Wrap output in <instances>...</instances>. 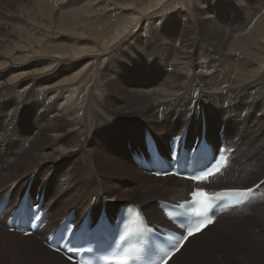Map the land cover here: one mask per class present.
Here are the masks:
<instances>
[{"label": "rangeland", "instance_id": "1", "mask_svg": "<svg viewBox=\"0 0 264 264\" xmlns=\"http://www.w3.org/2000/svg\"><path fill=\"white\" fill-rule=\"evenodd\" d=\"M155 1L0 0V65L10 64V67L16 65L15 56L22 59L28 58L25 60L29 62L27 69L39 68L42 72L38 71L41 72L38 77L44 79L61 63L59 59L47 58L52 55L53 48L62 47L68 50L81 47L85 49V54L75 60V64L68 63L67 65L66 63L63 67L57 68L55 72L58 73L55 76L52 75L54 78L49 77L48 82H34L37 78L36 74L20 80L21 71L18 72V70L8 72L0 79V89L7 86L4 91L6 94H1L3 90L0 92V132L5 129L6 125L9 126H7L9 133L0 135V155L2 148L6 153L9 150L11 155L20 154L19 161L14 158L15 154L12 157L14 159L11 158L12 164L17 161L18 164L16 163L7 173L0 172L2 173L0 174V199L7 191H10L6 207H15L24 182H26L24 190L27 189L32 201H36L34 196L39 192V197L42 195L41 209L47 210L48 217L44 222V227H41L32 238L42 247L54 252L56 258L61 257L69 263L71 262L61 254L45 245L47 235L65 216L66 210L74 211L78 222L81 218L78 208L82 202L89 200L92 193V203L94 202L97 190L95 187L102 188L99 192H103L105 200L113 193L117 196V200L111 204L110 208H104L97 203L95 208L91 209L93 220L97 217L98 210L101 213L104 208L109 216L113 217L116 208L130 202L140 207L151 224L159 225L164 224L160 220L159 202L176 203L177 195L189 190L175 178H169L166 182L162 179L144 181L138 178L136 171L130 168L128 163V158L130 157L129 160H131L134 150H139L137 145L129 143L131 137L139 140L141 135L142 142L140 143L143 147L147 131L142 123L156 129H159V124L164 127L168 126L165 132L158 131L157 133L165 139L163 147H158L166 154L167 141L172 133L179 131V118L167 117V111H164L158 119L156 115L145 114L141 122L137 120L136 108L139 107H136L138 104L135 101L138 91L163 87L174 76L179 77L178 83L186 81L185 78L191 72L188 71L189 65L186 62L183 64L176 59V52L181 45L177 40L184 35L190 36L191 40L199 39L195 44L193 54L194 67L190 68L196 71V67L201 65L203 67V63L209 65L207 57L198 54L200 50L207 48L204 44L209 42L208 38L217 42V37L226 36L228 37L226 41L230 42L236 35L256 31L255 34L261 35L263 38L260 39H264V0H163L150 8L151 11L148 9L144 12V9ZM133 17L136 20L129 25L128 22ZM127 23L129 25L127 29L115 39L117 30ZM253 50L252 54L258 56L256 60H253V67L259 71L264 65V49L259 43ZM49 64L48 69L45 68ZM83 66L85 68L80 75L71 80V74ZM52 67L55 69L51 70ZM112 68L115 69L116 74L111 72ZM214 77L216 80H221L220 73ZM111 78L114 80L110 82ZM64 79L65 82H62V85L58 84V87L65 88L62 90L63 95L66 96V93L67 98L75 100L72 101L75 104H67V108L61 109L58 114L64 116L65 122L74 123V126L81 124L82 128L76 131L78 132L76 137L68 132L64 134L66 140L63 145L69 146L71 150L63 155L52 151L55 157L60 158L54 159V165H52L53 161L51 163L40 162L39 159L34 158L31 163L30 158L32 157L30 156H34L32 153L36 148H47L46 151H48L50 145L53 144L47 131L44 130L43 123L39 125L35 122V118L38 119L41 113L30 103L19 104L15 114L16 125L11 124L13 127L19 126V129L15 127L17 130L14 133L6 121V113H11L13 110L7 109L2 101L6 100V97L11 101H17V98L34 99L35 101L37 96L46 92L43 90L45 87ZM6 82L10 86L3 84ZM258 84L260 87L259 81L248 83L247 86L254 85L252 91L259 90ZM14 85L15 89H13ZM99 85L102 87L105 85V89L100 87L99 92H102L103 96L113 98L114 102L108 105L99 104L98 87H96ZM163 95L156 92L147 93L150 99H162ZM247 96H249L248 99ZM252 98L249 94H243V101L250 102L248 111L240 109L233 113L229 112V117H212L210 120L213 128L217 123L224 125V131L225 128L228 129L230 140L236 144V148L234 147L232 151L235 154L229 159L225 172L227 173L230 168L233 171L243 168L245 171L242 177L240 176L241 179L238 177L239 173H236L237 175L233 173L235 177L231 179L222 174L214 181L219 184L217 187L205 183L203 188L213 192L219 187L251 186L255 187V197L245 207L234 209V212L239 214L231 215L230 212H223L225 216L223 219H221L223 216L217 214L216 224L223 221H235V224L210 228L205 237L193 239L169 264H264V121L260 110L261 98ZM118 105L122 107L119 108ZM180 107L175 111L182 113L183 110ZM164 108L173 114L166 106ZM199 120L202 121V119ZM239 123L242 125H238ZM219 127L215 133L218 138ZM65 129H67L66 126ZM200 131H198V118L193 119L192 129L189 132L190 142L199 136ZM236 131H240L239 136L238 132L234 133ZM141 150L143 151V148ZM25 156L27 157L23 158ZM26 172L28 174L18 181L19 176ZM107 190L109 191L106 192ZM73 200H77L75 205L70 204ZM10 213L6 211L5 215L0 218V231L14 232L6 226V218ZM255 213L257 215H254ZM14 233L22 236L20 232ZM203 244L206 245L202 246ZM22 263L42 264L14 243H8L0 235V264Z\"/></svg>", "mask_w": 264, "mask_h": 264}, {"label": "bare ground", "instance_id": "2", "mask_svg": "<svg viewBox=\"0 0 264 264\" xmlns=\"http://www.w3.org/2000/svg\"><path fill=\"white\" fill-rule=\"evenodd\" d=\"M162 1L163 0H156L152 5L146 7L144 9V12H146V10H148V9L150 10V8L158 5ZM134 20H136V19L133 17V19L130 22H128L129 25ZM128 23L125 24L120 30H117V32L115 34V37L113 36L115 39H117L118 37H120L121 34L127 29V27L129 26ZM249 29L251 30L250 27H249ZM261 30H263V29H261ZM255 32L256 31H251V32L249 31V32H245L243 34L236 35V36H234V38H232V40L230 42H227L226 41L227 38H228L226 36H219V37H217L218 38L217 39V42L214 41V40H212L211 38H208L209 39L208 40L209 41L208 42L209 44L208 43L207 44L206 43L204 44L207 48H204V49L200 50L198 54H200L201 56L207 57L206 60L209 61V65L206 64V63H203V67H202V65L199 66V67H196L197 68L196 71H192V69H190V68L194 67L193 66V54H194V50H195V46H196L195 44L199 41V39H195L194 38V39L191 40V37L190 36H187V35L186 36L185 35L182 36L181 39H178L177 40V42L181 43V45H180V47L178 48V50L176 52V54H177V58L176 59L179 60V62H181V63L186 62V64L189 65V67H188L189 70L188 71L191 72V73L185 78L186 81L184 83L183 82L181 83V81L178 83V78L179 77L178 76H176V77L174 76V78H172L171 81L168 82L167 84H165L163 87H158L156 89H149V90L146 89V91L144 90L143 92L138 91V93H136L138 95H137V97L135 99L136 103L138 104L136 107H139V108H136V111H137L136 112V114H137L136 115V118H137V120H140V122H141L142 121V116L145 115V114H150V116L151 115H156V117L158 119L160 116H162V114L164 113V111H167V113H166L167 117H169L171 119L179 118V122H180V125H179V128H178L179 131L178 132L176 131L175 133H172L171 134L172 136L167 141L168 144H169L170 140H172V138H175L176 135H177L179 140L182 138L183 143H185V147L188 148L187 142L190 141L189 140V132L192 129V120L198 118V131L201 130V125H204V129L202 130V132L205 135V138L207 139V141L208 140L210 141V142L208 141L209 142V145L212 146V148L215 150V152L217 151L216 148L219 145V138L217 136H215V133L217 132L218 127L219 126H222V125H219V123H217L214 126V128H213L212 125L210 124V120H211L212 117H219V118H222V117H225L226 118V116L229 117L230 116V113L229 112H232L233 113L234 111H238L240 109L243 110V111H248L250 109V105H249L250 102L249 101H247V102L246 101H243V99H242L243 98V94H249V95H251L253 97L252 99H255L257 97H260L261 98L262 104L260 106V110H261V117H263V121H264V71H263L264 70V65L260 68L259 71H256L255 70V67H253V62H254L253 60H256V58L258 56L256 57L254 54H252L254 52V50H253L254 47H256V45L259 44V43L262 44V47L264 49V39L263 40L260 39L262 36L261 35H258V34H257L258 35L257 36L255 34ZM220 35H222V34H220ZM34 40H35V38H34ZM188 48H190V50ZM23 49H24V47H23ZM53 49L54 50L51 52L52 55L49 56V57H47V58H50L52 60L53 59L54 60L55 59H59L58 61H60L61 63L59 65V67H57V68L63 67L66 63H67V65H68V63L69 64H75L74 61L75 60H78L79 57H81V56H83L85 54L84 53V50L85 49L84 48H81V47H76V48H72V49H68V50L67 49H64L62 47H58L57 49L53 48ZM38 50H40V49H38ZM253 55H254V57H253ZM15 59H16V62H14V63L15 64L17 63V64L14 65V66L12 65V67L9 66L10 64L8 66H2V65H0V79L6 73H8V72H10L12 70H18V72L21 71V73L19 74L20 80H23L24 78H26L29 75L36 74V77L37 78H36V80H34V82H41V81L48 82L49 77L50 78H54L53 76H55L56 73H58V72H55L57 68L55 69V67H52L51 70H53V69H55V70L52 73H50L48 77H46L44 79H40L38 77V75L42 71L39 68L33 69V70H31V69L28 70L27 69L28 66H29V62H28V60H27V62H25V60L28 59V58L22 59V58H20L18 56H15ZM112 59H113V57H112ZM32 60H34V59H32ZM43 61H45V60H43ZM49 66H50V64L47 65L45 68H47ZM84 68H85V66L81 67L78 71H76L75 73L71 74L70 79L71 80L76 79L80 75V73L84 70ZM114 68H112L111 72H113L114 74H116ZM39 70L41 72H38ZM109 70H110V68H109ZM218 73H220L221 80L214 79L215 78L214 76L216 74H218ZM107 74H108V71H107ZM103 80H105V79H103ZM111 80H112V78L109 81L111 82ZM109 81L107 80V82H109ZM255 81H259L260 82V87H259V84L257 86L260 89L259 90H253L252 91V89L254 88V85H256V84L250 85V86H247V85H248V83L251 84V83H253ZM62 82H65V79L62 80V81L53 82V84H50L49 87H45L43 90H45L46 92H43L40 96H37V98H36L35 101H33L34 99L33 100H31V99L30 100H27V98H24L22 100H21V98H17V101H11V100H9L8 97H6V100L2 101V103L6 106L7 109L10 108V110H13V112H11V113H8V114L6 113V121H7V123L11 127L10 130L13 131L14 133H15V130L19 129V126L17 125V126H14L13 127L11 124H13V123L15 124V117H16L15 114H16L17 107L19 106V104H21V105H24L25 104L26 105V103H30V104H32V106L34 108H36V110L38 112L41 113L38 116V119L35 118V122H38L39 125H40V123H43V125L45 127L44 130L47 131L46 133L50 137V139L53 142V144L50 145V147L48 148L49 149L48 151H46L47 148H42V147L36 148L34 150V153H32L34 156H30V157H32V158H30L31 163L33 162V158H34V159H39L40 162L41 161H44V162H48V163L50 162L51 163V161H53L52 162V165H54L55 164L54 159L55 160H58L60 158L55 157L56 155L54 156V154L52 153V151L57 152L60 155H63L68 150H71L69 146H67V145L64 146L63 145V144H65L64 141L66 140V138L64 137V134L68 132L70 135L76 137L78 135V132H76V131H78L80 127L82 128V125L81 124H78L79 125V127H78V125H75L74 126V123L72 124V123L67 122V121L65 122L64 116L58 114L61 111V109H66L67 108V104H70V105L75 104L74 102H72V101H75V100H72L70 98H67V94L66 93H65L66 96L63 95L62 90L65 89V88L58 87L59 85H62L63 84ZM3 84L5 86L6 85H9V83H7V82L6 83H3ZM106 84H108V83H106ZM11 85H13V84H11ZM96 87H98L99 104H101V105H108V104H111V102H114L115 101L113 98L108 97V96H103V93L102 92H99V91H101L100 90V87H102V85H99V86H96ZM1 88H2V86H1ZM6 89H7V86H6V88L3 86V88L0 89V92L3 90V93H1V94H6V92H4ZM13 89H15V85H14V88ZM102 89H105V85H104V87H102ZM119 89H120V87H119ZM124 91H126V90H124ZM153 92H156V93H159V94H164L162 96L163 98L162 99H150L149 98L150 96L148 95L149 96L148 97L147 96V93H153ZM248 98H249V96H247V99ZM31 101H33V102L31 103ZM129 103H130V101H129ZM133 104H134V102H133ZM229 104H230V106L228 107ZM112 106H114V105H112ZM165 106L173 114H171L166 108H164ZM121 107L122 106H119V108H121ZM123 107H124V105H123ZM178 107H180V109L182 108V110H183L182 113L175 111ZM47 113L49 115H46ZM199 119H202V121H200ZM149 124H151V123H149ZM142 125H143L145 131H147L150 134H152V136L156 139L158 146L159 147L160 146L163 147V145L165 144V139L162 136L158 135L157 133H158V131H162V132L164 131L165 132V129H167L168 126L167 127H164V126H162V124H159V129H156L155 127L154 128H151L148 124H145V123H142ZM238 125H242V124L239 123ZM7 126L8 125H6L5 126V129L0 132V135L1 136L4 135V134H8L9 133V128H8L9 126L8 127ZM65 126L67 127V129H65ZM15 127H17V129ZM35 127L38 128V126H34V128ZM42 131H43V129H42ZM234 133L235 134L237 133V135L239 136L240 131H236ZM221 134H223V132ZM198 135H200V132H199ZM220 137H221V139H225L226 140L225 144L228 147H230V148H234L235 147L236 148V144L233 143L232 140H230L231 137L229 136V133H228V129L227 128H225V131H224L223 136H220ZM214 140H216V142ZM140 142H142L141 135H140V139L139 140L138 139H135L134 137H131L129 143L131 145H135V146L137 145L138 148H139V150H141L142 148L144 150V143H143V147H142V145H141ZM216 143H217V145H216ZM168 144H167V146H168ZM10 153L11 152L9 150L6 153L3 148L1 149V155H0V172H2V173L9 172L10 168H12L19 161L18 159L20 158V156H19L20 154L19 155L18 154L16 155L15 153L12 152L13 155L14 154L16 155V156H14V158L18 160L17 162H15L14 164H12L11 158L13 157V155H11ZM36 153H37V156H36ZM162 153H165V152H162ZM234 154L235 153L232 152L230 154V156H229V159L232 158ZM82 156H83V154H82ZM26 157L27 156H25L23 158H26ZM14 158H12V159H14ZM66 158H68V157H66ZM129 158H128L129 167L132 168L134 171H136L138 178L143 179L144 181H147V182L155 181L157 179L158 180L159 179H162L163 182H166L169 178H175L180 183H183L186 187H188L189 190L191 188H193V187H201V188H203V186H204L203 184H205V183H210L212 187L213 186L214 187H217L219 184H216L214 181H215V179H217L222 174H224V176L226 178L231 179V178L235 177V175H233V173H235V174L236 173H239L238 174V177H239V179H241L242 174L245 171L243 168L241 170L238 169L239 171H235V170L233 171L232 168H230V170L226 173L225 172L226 171V167L229 164V159H228V162H227L225 168L220 169L217 173H215L212 176L208 177V179L204 180L202 182V184H199L197 186H194L191 182L184 181V180H181V179L176 178V177H167L166 176L164 178H156V177H153V176H150V175H146L147 174V169H145L142 166H138V164H136L132 160V157H131V160H129ZM21 159H22V157H21ZM166 159L168 160V155H167ZM92 160H93V158H92ZM30 161H29V163H30ZM2 173H0V174H2ZM26 174H28V172H26L25 174L19 176L20 179H18V181H20L23 177H25ZM140 174L146 176L148 179L143 178ZM241 182H243V181H241ZM238 184H239V182H238ZM25 186H26V182L23 183L22 192H20L21 194H20V196H18L19 199L21 198V196L23 194V191H24V187ZM249 187H251V186H248V187H242V186H227V187L215 188V190H220V189H248ZM163 188H165V187H163ZM95 189H97V190H96V194L94 196V202L92 203V196H93V193H92L91 194V197L89 198V200L87 202H84V203L82 202V204L78 208V213H79V216H81V217L84 216L86 214V212L89 210V220H90V223L88 224V227L89 228L95 222L93 220V215L91 213V211H92L91 209L93 207L95 208V205L97 203H99L104 208H110V207H112L111 204L114 203L117 200V198H116L117 196L114 193H113V195L111 194L107 200H105V197L103 195V192L102 191L99 192V190H101L102 188L100 189L97 186V188L95 187ZM97 191H98V193H97ZM108 191L109 190H107L106 192H108ZM187 192L181 193V194L177 195V197L175 199L178 200V201L185 200L186 199L185 197L187 196ZM208 193H211V192H208ZM255 194L256 193L253 192L252 197L249 200H247L244 204L240 205L238 208H243L246 205H248L249 203H251V201L255 197ZM37 195L39 196L40 193L38 192ZM183 196H185V197H183ZM19 199H17V202H19ZM75 202H77V200L71 201L70 204L71 205H75L74 204ZM31 203H32V205H34L33 201ZM65 203H67V202H65ZM172 203H174V202H172ZM22 204L25 205V201H23ZM27 204L29 205V202ZM93 204H94V206H93ZM138 208H140V207L138 206ZM235 208L236 207H232V208L226 209L225 211H222L220 213V215L223 216L221 219H223L225 217L223 215V212H230L231 215L239 214L238 212H236V213L234 212L235 211L234 210ZM117 209L118 208H116L115 209V212L113 213V217L114 218H115ZM41 210L42 209H40V211ZM68 211L69 210H66L64 212V215ZM98 211H97V214H96L97 217L100 214V211L99 212ZM141 212L145 216V214H144V212L142 210H141ZM105 214H106V212H105ZM75 215L76 214L73 215V218H75ZM254 215H257V214L255 213ZM97 217L95 219H97ZM251 217H253V216H251ZM63 218L64 217H62V219ZM160 220L164 223L163 225L160 224L161 226L167 227V228H170V229H173V228H171V223L162 214V211H161V218H160ZM261 220H262V218H261ZM218 223L219 224H216V221H214L211 225L206 226L199 233L194 234L193 236L189 237L183 243V245L181 246V248L179 249V251L176 252L175 254H173L171 256V258L167 261V264H169L173 260V258L176 255H178L180 252L182 253L183 250L190 244V242L193 239L205 237L206 233L208 232V230L210 228H212V227L214 228L215 226H218V227L220 226V228L221 227L228 226V225L229 226H233L235 224V221H223V222H218ZM73 224L76 226V221L73 222ZM44 225L45 224L43 223L41 225V227H44ZM238 225L240 226L241 224H238ZM231 228H233V227H231ZM39 229L36 230L34 233H32L30 235H27V236H23V235L21 236L20 234L14 233V232H16L15 230L12 233H6L7 231L6 232L0 231V235L2 237H4V239L7 240L8 243H10V244H13L14 243L21 250H23L26 254H29L30 257L37 259V261H39L42 264H71V263L63 260L61 257H59V259L56 258V255H55L54 252H52V251H50V250L42 247L37 241H35L32 238L39 231ZM251 233H253V232H251ZM249 234H250V232H249ZM255 235H256V233H255ZM255 235L253 234V236H255ZM205 245L206 244H203L202 246H205ZM11 254H12V252H11ZM28 259L30 260V258H28Z\"/></svg>", "mask_w": 264, "mask_h": 264}, {"label": "snow or ice", "instance_id": "3", "mask_svg": "<svg viewBox=\"0 0 264 264\" xmlns=\"http://www.w3.org/2000/svg\"><path fill=\"white\" fill-rule=\"evenodd\" d=\"M197 150H199V149H197ZM214 159H215V157H213V160ZM211 165H212V161H208V163L205 164L203 168L197 170V171L202 172L203 174L199 175V176L193 175L192 179L196 180V181H203L208 176L212 175L213 174V169H212ZM246 191H250V190H246ZM228 194L244 195L245 192H239V191L234 192V193L225 192V193L216 194V195H228ZM191 195L196 198V202L201 203V204H207V203H209V201L211 199L209 194L207 192L203 191V190L194 191V192L191 193ZM179 207L182 208L183 205H179ZM213 222L214 221L211 218H209V219H207V220H205V221H203L201 223L196 224L194 227L188 228L187 229V236H185L184 239L187 240L188 237H191L194 234L200 232L206 225L211 224ZM81 247H83V246H81ZM172 254L173 253L168 254V258L169 259L171 258ZM162 264H167V259L163 260Z\"/></svg>", "mask_w": 264, "mask_h": 264}, {"label": "water", "instance_id": "4", "mask_svg": "<svg viewBox=\"0 0 264 264\" xmlns=\"http://www.w3.org/2000/svg\"><path fill=\"white\" fill-rule=\"evenodd\" d=\"M126 204H129V202H127Z\"/></svg>", "mask_w": 264, "mask_h": 264}]
</instances>
